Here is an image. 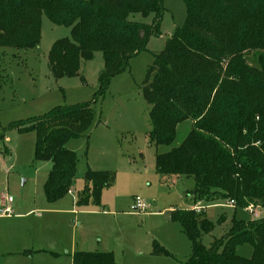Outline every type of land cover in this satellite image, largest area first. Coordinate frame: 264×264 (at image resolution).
Segmentation results:
<instances>
[{
  "label": "trees",
  "instance_id": "1",
  "mask_svg": "<svg viewBox=\"0 0 264 264\" xmlns=\"http://www.w3.org/2000/svg\"><path fill=\"white\" fill-rule=\"evenodd\" d=\"M164 0H0V47L37 48L41 17L70 28L57 39L48 56L54 78L76 76L80 61L101 52L103 69L87 102L58 105L47 113L15 121L0 131V152L8 131L35 132L33 161H49L44 198L55 202L74 183L76 154L66 147L91 126L94 104L103 98L110 80L128 68L151 37L160 35ZM186 18L174 28L142 82V96L150 106L147 136L155 146L169 147L155 155L161 176L194 179L190 194L206 207L220 201L232 206L264 207V0H184ZM152 15L151 23L129 16ZM251 54L253 63L247 61ZM190 121L182 142L171 146L177 127ZM76 204H100L102 191L114 181L107 170L86 169ZM191 245L183 264H264V218L232 220L229 231L210 246L200 237L212 223L195 210H172ZM240 244L252 247L250 258L236 254ZM150 254L170 257L156 240ZM72 264H116L111 252L76 251Z\"/></svg>",
  "mask_w": 264,
  "mask_h": 264
},
{
  "label": "rangeland",
  "instance_id": "2",
  "mask_svg": "<svg viewBox=\"0 0 264 264\" xmlns=\"http://www.w3.org/2000/svg\"><path fill=\"white\" fill-rule=\"evenodd\" d=\"M163 6L160 35L151 37L145 48L129 60L128 68L110 80L106 94L94 104L89 129L66 144L78 158L72 190H80V185L83 188L87 166L110 171L114 174V182L102 191L101 203L108 204L103 211L117 210L120 213H102L98 206L90 204L85 210L100 213L86 212L77 217L68 214L64 210L72 207L75 191L57 203L60 211H44L56 205L43 197L47 170L43 162L33 161L36 134L8 131L4 139L8 154L0 152V195L13 198V213L35 209L39 216L31 214L15 222L0 217V229L11 224L22 230L39 231L44 233L47 241L70 242L72 238L82 237L87 244L93 242L115 249L124 264H144L145 259L139 254L146 257L149 245L155 239L171 254L170 257H160V262L183 264L191 254V245L180 225L169 219V211L195 210L197 205V216L212 223L211 231L200 237L206 247L229 231L232 220L249 222L264 218V207L252 206L254 216L250 210L234 207L227 201L203 209L190 194L195 185L192 177L161 176L155 171L156 153L169 147L155 146L148 139L150 106L143 99L142 82L153 54L163 49L174 28L181 26L186 18L184 0H164ZM129 19L149 24L152 15L144 17L134 13ZM69 36L70 28L54 25L42 15L37 48L0 47V131L12 122L41 116L55 106L87 102L92 98L104 65L101 52H94L90 60H81L76 76L54 78L50 74L48 52L54 41ZM246 58L253 63L251 54ZM190 127V121L180 123L171 146L179 145ZM136 197L148 203L145 212L133 209ZM76 227L79 229H74ZM2 245L0 230V248ZM65 251L69 252V249L65 248ZM235 252L250 258L252 247L240 244ZM17 258L21 257L0 256V264H24Z\"/></svg>",
  "mask_w": 264,
  "mask_h": 264
},
{
  "label": "crops",
  "instance_id": "3",
  "mask_svg": "<svg viewBox=\"0 0 264 264\" xmlns=\"http://www.w3.org/2000/svg\"><path fill=\"white\" fill-rule=\"evenodd\" d=\"M66 147H67V145H66ZM39 162H43L46 165V170H47L46 174L48 175V172L51 168V162H49V161H39ZM87 168H88V166H87ZM93 170H95V169H93ZM47 175H46L43 182H45ZM83 182H84V179H83ZM113 182L109 187L105 188L104 190L110 188L113 185ZM84 184H83V187H84ZM72 187H73V185L71 186L69 192L65 196L72 195L73 191H75L76 195H75V197L73 196L72 205H71L72 207L64 210V212H67L68 214L75 215L76 217L80 216L86 212L100 213V212H98V210H93V211L85 210V209H87L86 207L88 205H90V204L94 205L92 203H90L86 206H78L76 204L77 196L83 188H82V185H80V190H78V189L75 190L74 188L72 190ZM63 198L51 203L53 205H56L57 208H54L56 206H53L52 208H47V209H43V210L48 211V212L60 211L58 209L59 204H57V203L59 201H63L64 200ZM102 199H103V195H102ZM13 201H12V203H13ZM59 203H61V202H59ZM11 204H10L11 211H12L11 214L0 215V217H6V219H8L9 221L14 220V222H15L17 219H19L21 217L30 216L31 214L39 216V214H35V211H34L35 209H32L31 211H29L27 213H20V214L16 213L15 214V213H13L14 212L13 206ZM218 204H220V203H215L212 205H218ZM35 205H36V203H35ZM107 205H108L107 203H106V205H103L101 203V198H100V204L95 205V206H98V208L101 211H103ZM208 206H210V205H208ZM206 207H203V209ZM196 208H198L197 205H196L195 209ZM102 213H106V214H110V215H113V214L116 215L120 212L117 210L116 211L108 210V211H103ZM74 229H79V227H76ZM0 230L2 233V239H3V245L0 248V256H2V257H6V256L21 257V258H17V259L21 260V262H23L24 264H72L71 255L76 251H100V252H110L111 251V253L114 256V260H115L116 264H124L121 261V259H118L117 251L115 249L108 247L107 245L104 247H101V246L96 245V244L94 245L93 242H89V244H87L85 242V239L82 237L72 238L70 240V242L69 241H63L62 242V241H58V240L47 241L46 237L43 235L44 233H41L39 231H34V230L33 231L32 230H30V231L22 230L20 227H15L14 225H11V224H9L7 227H2V229H0ZM34 233H36V234H34ZM153 240H155V239H153ZM152 241L149 245V249L147 250V256L145 257L142 253L139 255H142V257H144V259H145L144 264H152V263L153 264H164L163 262H160V260H158L160 257L152 256L150 254ZM65 248H68L69 252L65 251Z\"/></svg>",
  "mask_w": 264,
  "mask_h": 264
},
{
  "label": "built area",
  "instance_id": "4",
  "mask_svg": "<svg viewBox=\"0 0 264 264\" xmlns=\"http://www.w3.org/2000/svg\"><path fill=\"white\" fill-rule=\"evenodd\" d=\"M13 198L11 196L2 194L0 195V215H9L11 214V207L10 204L12 203ZM231 205L233 204V201L229 202ZM149 205L147 202L143 201L142 199H140L139 197H136L134 199V207L133 209L138 211V212H145L148 209ZM246 210H250L252 215H256V213L254 212L252 205L248 206L245 208ZM195 211H199L197 208L195 209Z\"/></svg>",
  "mask_w": 264,
  "mask_h": 264
}]
</instances>
